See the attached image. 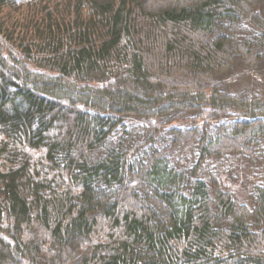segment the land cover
I'll return each mask as SVG.
<instances>
[{"label":"trees","instance_id":"trees-1","mask_svg":"<svg viewBox=\"0 0 264 264\" xmlns=\"http://www.w3.org/2000/svg\"><path fill=\"white\" fill-rule=\"evenodd\" d=\"M0 264H264V0H0Z\"/></svg>","mask_w":264,"mask_h":264}]
</instances>
